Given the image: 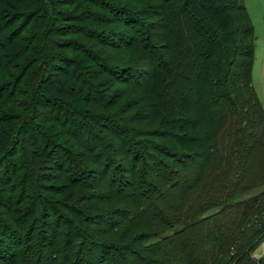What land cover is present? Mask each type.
Segmentation results:
<instances>
[{
    "label": "trees",
    "instance_id": "obj_1",
    "mask_svg": "<svg viewBox=\"0 0 264 264\" xmlns=\"http://www.w3.org/2000/svg\"><path fill=\"white\" fill-rule=\"evenodd\" d=\"M136 1L37 0L33 15L52 10L73 33L93 32L101 37L107 27L135 35L140 28L132 27L141 23L147 28L146 11L152 10L159 41L167 48L161 55L168 64L163 69L150 61L151 92L142 108L162 153L173 156L171 162H161L153 176L177 197L176 212L168 213L159 224L150 221L137 181L131 182L127 193L123 189L106 196L98 193L82 179L91 169L96 177L108 173L107 168L97 172L98 159L87 170L79 164L73 173L48 176L40 172L32 184L35 167L41 171L62 168L46 167L49 151L36 134L33 118L26 114V103L52 107L56 118L86 135L89 126L72 111L95 123H101L103 116L89 109V98L72 91L77 80L68 67L56 77L61 87L42 84L30 99L21 101L23 95L16 86L28 77L27 51L24 36L9 32L7 23L25 15V0H0V264L263 262L254 250L264 239V168L254 173L249 164L264 146V110L253 85L255 35L247 9L242 0ZM28 17L21 32L28 29ZM18 57L24 61L12 65ZM76 63L92 87L107 91L109 82L102 78L112 77L111 66L106 67L111 71L97 72L89 53ZM17 79L18 85L13 86ZM167 89L173 100L168 110L161 102ZM101 103L115 110L112 104ZM22 136L31 148L28 159L23 155L21 162L11 161ZM195 158L198 161L192 162ZM187 159L195 166L194 175L183 174L189 167L184 166ZM162 171L174 178L166 183ZM155 182L148 191L157 190ZM178 184H182L179 190ZM84 201H89L86 206L81 204ZM92 219L100 226L89 228ZM55 221L64 231L46 255L47 228ZM40 229L34 243L26 244L25 238ZM167 229H171L169 235L146 243Z\"/></svg>",
    "mask_w": 264,
    "mask_h": 264
},
{
    "label": "rangeland",
    "instance_id": "obj_2",
    "mask_svg": "<svg viewBox=\"0 0 264 264\" xmlns=\"http://www.w3.org/2000/svg\"><path fill=\"white\" fill-rule=\"evenodd\" d=\"M138 1L140 0L136 2ZM242 2L247 9L254 29L252 79L264 110V0H242ZM23 7L25 15L14 23H7L9 32L15 30L16 37L19 35L24 36V45L26 51H29V53L25 51L26 57H24L25 59L28 58L25 64L28 77L19 86H16L17 90L19 89V92L23 95L21 101L30 99V94L38 90L42 84L52 83L61 87L57 83L56 77L61 71H65V67H68V72L72 73L77 80V88L72 91L89 98L91 100L89 109L103 116L101 123H95L89 116L72 111L74 116L89 126L90 132L86 135L84 132L75 131L65 121L56 118V112L53 111L52 107L38 106L32 103L28 105L26 103V114L33 118L36 125V134L46 150L49 151V161L46 167L53 168L55 165L62 168L61 171H54V169L41 171L40 167H35L31 176L32 184L38 180L40 172H44L48 176L63 175V173L69 171L73 173L75 166H79V164L87 170L88 164L98 159L100 165L96 166L99 169L97 172L104 171L107 168L108 173L104 177H96V175H93L92 169L91 171L88 170L89 174L82 177L83 182L91 183L98 193L102 192L106 196L107 194L112 195L113 191L118 189H123L127 193L131 188V182L137 181L141 199L145 201L144 206L151 214L150 221L159 224V220L167 216L168 213L176 212L177 197L172 192L167 191L169 189L165 186V183H158L153 176L158 165L167 160L171 162L173 156L166 152L164 153L167 156H164L162 153L163 150L158 145L159 140L152 136V126L146 123L147 119L142 108L145 97L151 92L149 90L151 85L150 61L154 60L159 63L161 65L159 67L163 69L168 64L165 62V56L161 55L162 51L165 53L166 50L167 52V48H165L164 41L162 43L159 41L160 30L156 25L157 18L151 13V7L148 6L151 12L146 11V20L149 22L147 28L140 23L132 27L140 28L135 31V35H126L111 31L113 28L107 27L101 37L95 33L93 34V32L73 33L71 31L73 29L68 24L60 23L55 18V12L52 10L48 14L41 12L33 15L34 10L37 8V0H25ZM62 9L65 10V7ZM27 17L28 29L21 32L23 29L21 27L22 22ZM6 20H9V18H5V22ZM87 53H89L91 61L93 60V68L97 72L108 70L106 67L109 66L113 68L111 70H114H108L111 71L109 73L112 76L111 78L108 76L102 78L109 82V87L104 93L98 92L85 80L76 63L82 55ZM105 60H107L106 65ZM22 61L24 59L18 57L15 60L16 63H12V65L18 66ZM44 62L51 63V68L49 65H46V67L43 64ZM22 83L24 84L22 85ZM15 85H18V79L14 82L13 86ZM63 88L69 89L68 87ZM169 92L167 89V96L163 101L161 100L167 110L170 107L169 104L173 101L169 99ZM102 101L112 104L115 110L111 111L110 108L101 103ZM21 140V145L15 151V157H10L11 161L21 162L23 155L28 159V152L31 149L29 142L24 136L21 137ZM153 141L156 145L153 144ZM99 150L102 153L99 154ZM260 150L262 153L260 155L259 152L256 153L249 164L251 172L257 173L264 168L263 145ZM191 161V159L186 160L184 166L189 165V167L186 168L183 174L194 175L193 169L195 166L191 164ZM194 161L197 162L198 158L193 159L192 162ZM179 165L180 163L177 166ZM162 174L167 178L166 183L174 178L168 172L162 171ZM71 178L74 179L72 175ZM153 182H155L157 190L148 191L149 184H154ZM178 186V190L182 188V184H178ZM98 193L94 195L95 199H98ZM88 202L84 201L81 204L86 206ZM169 206H171V209ZM91 215L93 214L91 213ZM96 225L95 220H89V228H95ZM60 226L59 221H55L47 228L49 234L46 238V255H49L59 243V238L62 231H64V226ZM37 231L25 238L26 244L31 246L34 243L41 229L39 232ZM170 233L171 229H167L164 234L150 237L146 240V243L157 242L161 237ZM254 255L262 258L264 263V239L254 250Z\"/></svg>",
    "mask_w": 264,
    "mask_h": 264
},
{
    "label": "built area",
    "instance_id": "obj_3",
    "mask_svg": "<svg viewBox=\"0 0 264 264\" xmlns=\"http://www.w3.org/2000/svg\"><path fill=\"white\" fill-rule=\"evenodd\" d=\"M256 256V255H255ZM258 257V256H257ZM258 259H260V257H258ZM256 264H264L263 262H260V260H257Z\"/></svg>",
    "mask_w": 264,
    "mask_h": 264
}]
</instances>
